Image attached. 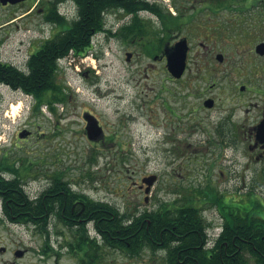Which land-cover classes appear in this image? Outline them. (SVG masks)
I'll use <instances>...</instances> for the list:
<instances>
[{"label": "rangeland", "instance_id": "rangeland-1", "mask_svg": "<svg viewBox=\"0 0 264 264\" xmlns=\"http://www.w3.org/2000/svg\"><path fill=\"white\" fill-rule=\"evenodd\" d=\"M52 1L27 0L17 7L0 8L1 60L22 67L37 43L62 29L38 12L39 7H53ZM150 1L173 15L178 13L173 4L182 6L187 12L183 21L190 19V23L164 29L152 10H146L137 15L142 31L134 27L130 31V26L120 30L115 26L125 22L127 13L109 11L105 26L110 25L107 21L115 25L112 30H120L118 36L95 34L91 51L84 56L71 53L59 67L58 81L70 96L64 106L55 105L51 111L45 104L36 106L34 98L22 91L0 85V155L19 164L33 163L24 179L32 197L49 185L51 175L61 173L74 191L109 201L125 212L130 211L128 202L132 210L144 202L136 182L156 174L149 195L152 206L176 199L204 201L205 217L221 220L217 206L211 204L218 195L233 208L250 210L256 203L260 207L255 212L264 213V171H256L255 165L250 169L241 166L240 154L224 144L216 130L218 119L237 105L238 121L249 127L258 114L253 105L264 104V94L251 91L241 96L239 92L241 84L264 86V56L255 50L264 42L261 4L255 0L247 11L217 12L202 10L212 0ZM34 6L36 10L31 11ZM57 6L69 20L76 17L73 1L64 0ZM236 13L239 19L231 18ZM183 38L190 46L188 65L183 77L175 79L167 69L165 49ZM130 49L132 60L127 61ZM218 54H224L223 62L217 60ZM207 96L216 99L213 110L202 106ZM194 106L199 109L196 116L190 110ZM247 106L252 108L248 114ZM83 110L96 115L104 128L102 138L86 136ZM23 130H31L33 136L21 138ZM95 229L86 235L91 238ZM77 232L55 220L49 234L30 224L0 220V247H6L0 252V264H84L76 245ZM20 250L23 255L19 256L16 252ZM93 264L165 261L163 253L146 250L131 256L103 246ZM250 264L257 263L252 259Z\"/></svg>", "mask_w": 264, "mask_h": 264}, {"label": "trees", "instance_id": "trees-1", "mask_svg": "<svg viewBox=\"0 0 264 264\" xmlns=\"http://www.w3.org/2000/svg\"><path fill=\"white\" fill-rule=\"evenodd\" d=\"M62 1L64 0L52 1L53 7L47 8L44 13L47 21L54 22L62 29L29 55L24 68L0 59V85L5 84L31 95L36 106L45 104L51 111L56 109L57 102L66 103L70 97L68 88L58 81V60L72 50L75 54H82L92 47V33L105 28L104 13L119 10L135 14L148 9L157 15L164 29L180 28L190 23L188 18V21H183L187 12L182 6L174 3L178 13L173 15L163 6L151 4L147 0H72L77 6V14L73 20H69L58 11L57 3ZM256 1L264 10V0ZM254 2L255 0H212L204 4L202 10L212 9L218 12L221 9H234L237 10L235 12H243L250 10ZM239 15L232 14L231 18L239 19ZM135 20L136 24L130 31L133 27L142 31L143 23L137 14ZM32 165L33 163L26 165L23 162L19 164V161L9 156L0 155V199L3 203V216L0 215V220L30 224L38 228L40 233L49 234L52 220L64 225L68 222L49 214L62 209L70 212V200L75 195L84 198L86 194L66 189L68 204H64L63 195L53 198L46 196L52 187L71 184L61 173H55L49 177L50 186L34 195L35 197L30 196L24 179L28 175L26 171ZM57 190L59 189L55 191ZM203 194L210 195L206 192ZM196 202L192 203L190 199L160 202L161 218L156 219L154 210L140 212L138 208H129L130 211L123 212L109 201L94 203L91 199L87 202L85 212L96 213V225L102 244L98 238L88 241L87 231L82 223L81 230L77 232L80 237L76 242L82 253V263H95L99 259L100 249L109 246L124 250L131 256L141 255L146 250L155 254L163 253L165 264H250L252 259L257 264H264V213L255 212V208L260 207L259 204H253V209L242 210L233 208L230 203H225L222 196L216 195L215 203L211 204H215L217 209L223 208L226 216L221 217L216 224L213 219L211 226L212 220H208L203 212L205 202ZM216 226L221 228L219 233L213 232Z\"/></svg>", "mask_w": 264, "mask_h": 264}, {"label": "flooded vegetation", "instance_id": "flooded-vegetation-1", "mask_svg": "<svg viewBox=\"0 0 264 264\" xmlns=\"http://www.w3.org/2000/svg\"><path fill=\"white\" fill-rule=\"evenodd\" d=\"M24 3H26V1L16 3V4L15 3L13 4L10 2H7V4H4L2 1H0V8L1 9L13 8L15 6L17 7L18 5H22ZM37 5L38 4H36V6ZM36 6L32 7L30 10L31 11L36 10ZM45 10H46V8L39 7L38 12H41L42 14H44L46 12ZM126 13H127V15H125V17H124V19H126L125 22L123 21V23L117 24L118 26L114 25L116 28L119 27L120 30L122 28L129 29V26L131 28L132 26H134V24H136L135 19H136V14L138 15V13H135V14L128 13V12H126ZM127 16H128V18H127ZM156 17H157V15H156ZM114 26L106 29L105 33L107 35L110 34V36H118V33L120 32V30H118L119 32L118 31L113 32L112 29H115ZM93 34L94 33H92V35ZM48 39H50V38H48ZM46 41H47V39L37 43V46L34 48V50L31 54L35 53L41 47V45L44 44ZM89 51H91V48L89 49ZM126 53H133V52H131V49H130V50H127ZM257 54H259V53H257ZM77 55H79V56L83 55L84 56L85 53L77 54ZM259 55L264 56V54H259ZM158 58H160V56H157L156 59H158ZM216 58L219 62H223L225 57L223 54L222 60H219L218 56H216ZM131 60H132V58L130 59V61ZM149 67L154 68V65L150 64ZM251 91L252 92L254 91L257 94H264V86L263 87H256V86L250 87L248 84H241L239 87V92H240L241 96H243V95L247 96V94H249ZM206 101L208 103H210L211 106H207ZM64 104L65 103H63V102H57L55 105L60 107V106H64ZM202 104H203L202 106L206 107L207 110H213L216 106V99L213 98L212 96H209V97L207 96ZM253 107H255L258 110L257 111L258 114L255 117V122L252 125H250L249 127L245 128L238 121L237 110L240 108V106L237 105L234 108L233 107L230 108L229 113L228 114L226 113L227 115L224 114V116H222L220 119H218V123L220 124V127L216 130H217L218 136L224 140V144H226L230 147H233V150L237 151L240 154V157L242 158V160H241V162H238V163L241 166H243L245 169H250L251 166L255 165L256 171H264V126H261L262 122L264 121V104L260 107H259V104H254ZM251 109H252L251 107L248 108V106H247V108H246L247 114L249 113V111ZM190 110H191V114H193L194 116H196L199 112V109L196 108V106L192 107V109H190ZM88 115H93L95 117H96V115L93 114L92 111L83 110V117H84V121H85L86 132H87L86 136H88V138H89V133L87 130L88 121L86 119V116H88ZM99 123H100V121H99ZM227 124L229 125L228 129L225 126ZM100 125H101V123H100ZM103 130H104V128H103ZM29 136H33L32 131H31V134ZM103 136H104V133L99 138H102ZM71 185L72 184H65V185L58 186V187H56V186L52 187L49 189L48 194L46 196L53 198V197H56L57 195H63L64 204H68V199H67V195H66L67 190L66 189L77 193V191L73 190ZM136 185L139 189L140 194L144 195L143 196L144 202H142V204H141L140 203L141 201H139L140 204L138 206L134 207L133 210L134 209L136 210L137 208L140 212H144L147 210H149V211L154 210L156 219L161 218L160 201H157V203H154V206H152V204H153L151 202L152 196L146 195L147 194L146 193V184H144L141 180L140 182H136ZM49 186H50V184H49ZM56 189H59V190L55 191ZM152 192H153V188H151L149 194L151 195ZM90 201H91V198L88 195H86V197H84V198L80 195H75L73 200L72 199L70 200V205H71L70 210H69L70 212H67L66 209H64V210L62 209L60 212H56V213L53 212V213L49 214V216L56 217V219L62 220L63 222L68 221L67 225H64L67 229L68 228L71 230L76 229V231L81 230V224L84 223L82 225L85 226L86 231H88L89 224H92V226H94L96 228V230L99 231L97 229V225H96V221H97L96 213L95 214H89V213L85 212V210L87 209V202L89 203ZM92 201L94 203H97L98 201H103V200H93L92 199ZM127 205L129 208L132 207V204L130 202H128ZM218 212L223 218L226 216L223 208L218 207ZM150 222L151 221L149 219V224H150ZM69 224H71V226ZM86 237L89 239L88 241L92 240L90 237H88V236H86ZM3 252H5V251H3Z\"/></svg>", "mask_w": 264, "mask_h": 264}, {"label": "water", "instance_id": "water-1", "mask_svg": "<svg viewBox=\"0 0 264 264\" xmlns=\"http://www.w3.org/2000/svg\"><path fill=\"white\" fill-rule=\"evenodd\" d=\"M4 4H7V2L10 3H19L25 0H0ZM189 44L188 40L186 38H183L179 40L175 46L172 48H166L165 52L167 55V69L170 71L171 75L175 78H181L186 70L187 67V57H188V51H189ZM256 52L259 54H264V42L259 43L256 46ZM218 59H223V54H218ZM132 57L131 53H127V60L129 61ZM207 106H211L210 103L206 101ZM86 119L88 121L87 130L89 133V138L92 140H97L99 137L103 135V128L100 126L98 119L93 115L86 116ZM261 126H264V121L262 122ZM260 126V127H261ZM31 132L27 130H23L20 133V137H27ZM157 179V175H149L148 177H145L143 179V182L147 184L146 192L148 193L151 189V187L154 185V182ZM6 248L2 247L0 248V251H5ZM17 255H23V251H17Z\"/></svg>", "mask_w": 264, "mask_h": 264}]
</instances>
